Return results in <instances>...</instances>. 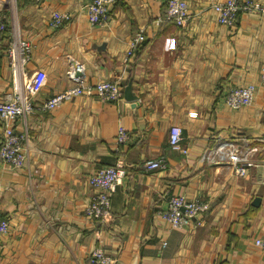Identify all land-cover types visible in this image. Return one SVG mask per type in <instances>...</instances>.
Returning a JSON list of instances; mask_svg holds the SVG:
<instances>
[{
	"label": "crops",
	"instance_id": "0c3cea01",
	"mask_svg": "<svg viewBox=\"0 0 264 264\" xmlns=\"http://www.w3.org/2000/svg\"><path fill=\"white\" fill-rule=\"evenodd\" d=\"M186 27L157 22L166 0H116L106 23L91 24L84 0H0L7 47L14 28L30 42L27 76L41 77L31 94L35 106L15 121L28 133V163L16 170L0 163V264H91L100 241L114 264H264L254 238L264 233V17L239 13L232 25L217 21L212 5L223 0H185ZM264 3V0H260ZM70 19L58 27L54 12ZM146 38L126 68L129 39ZM84 65L86 80L129 84L133 99L107 101L79 95L48 111L38 107L69 86L67 71ZM12 72L0 52V95L12 87ZM254 84L250 106L231 108L222 95L231 86ZM196 113V115H194ZM182 129V148L168 131ZM121 128L124 141H117ZM1 132V125H0ZM219 140L256 147L243 176L211 150ZM122 155L126 176L111 198L113 222L95 236L85 215L95 188L88 176ZM163 156L164 168L146 159ZM172 194L199 197L209 209L184 228L157 213Z\"/></svg>",
	"mask_w": 264,
	"mask_h": 264
},
{
	"label": "built area",
	"instance_id": "2783aa9c",
	"mask_svg": "<svg viewBox=\"0 0 264 264\" xmlns=\"http://www.w3.org/2000/svg\"><path fill=\"white\" fill-rule=\"evenodd\" d=\"M35 1V0H30ZM88 20L91 24L106 23L110 19V7L116 0H84ZM217 21L232 26L239 13L257 12L264 17V3L260 0H223L212 5ZM67 12H54L48 22L50 27H58L70 19ZM157 22H173L177 26L186 27L191 21V13L185 0H166V7ZM7 28L5 15L0 9V52H5L12 72V87L0 95V163L7 169L16 170L28 163V133L26 129H17L15 121L23 120L24 124L35 106L31 94L40 84L41 77L34 73L27 76L24 67L31 58V44L20 37L14 28L7 47L4 43V32ZM145 30L136 32L128 42V48L123 58L126 68L136 51L145 40ZM71 84L47 97L38 107L48 111L60 103L72 100L76 96L85 94L96 96L101 100L115 101L123 98V89L115 80H101L89 83L86 80L84 65L75 63L67 71ZM261 77L264 82V63L261 67ZM256 87L254 84L231 86L222 95L223 100L231 108H241L254 103ZM264 98V96H263ZM264 116V105L262 108ZM196 115V113H194ZM127 136V130L121 128L117 134V141L122 142ZM182 129L173 124L168 131V143L171 147L181 149ZM256 147L248 146L245 140H219L211 150L214 159L226 161L234 174L243 176L250 166L255 165L252 158ZM144 166L148 169L164 168L166 159L163 156L146 159ZM129 164L120 155L112 164L99 167L89 174L88 180L95 190L85 206V215L95 223V236L100 240L101 233L107 230L113 222L111 198L116 187L126 176ZM209 209V203L199 197L187 198L183 194H172L168 198L166 207L159 209L160 217L166 219L174 228H184L198 219ZM8 230V221L0 219V234ZM254 243L264 249V233L254 238ZM91 264H114L115 259L102 247L101 241L88 255Z\"/></svg>",
	"mask_w": 264,
	"mask_h": 264
},
{
	"label": "water",
	"instance_id": "95a60500",
	"mask_svg": "<svg viewBox=\"0 0 264 264\" xmlns=\"http://www.w3.org/2000/svg\"><path fill=\"white\" fill-rule=\"evenodd\" d=\"M131 86L128 84L125 88H124V96L126 99L130 100L133 99V95L131 94Z\"/></svg>",
	"mask_w": 264,
	"mask_h": 264
}]
</instances>
